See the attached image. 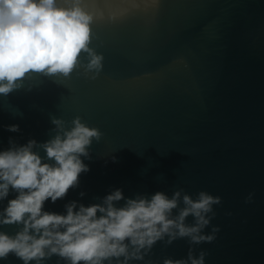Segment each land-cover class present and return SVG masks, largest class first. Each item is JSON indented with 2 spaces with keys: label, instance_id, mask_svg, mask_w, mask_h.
<instances>
[{
  "label": "water",
  "instance_id": "95a60500",
  "mask_svg": "<svg viewBox=\"0 0 264 264\" xmlns=\"http://www.w3.org/2000/svg\"><path fill=\"white\" fill-rule=\"evenodd\" d=\"M134 2L151 7L150 0ZM130 7L131 0L107 3L116 12ZM92 32L90 47L104 56L96 80L82 68L69 78L30 73L0 95V152L52 139L53 118L71 127L79 116L103 133L90 158L81 157L90 170L78 186L55 203L46 200L42 211L66 215L67 204H102L117 189L125 198L117 207L158 191L171 197L183 189L194 199L207 191L222 198L211 221L220 228L214 242H157L129 264L186 259L190 247L194 255L207 251L205 264H264V0H161L155 14L97 22ZM34 151L54 163L42 148ZM249 193L253 201L245 203ZM17 196L10 187L0 212ZM22 227L0 225V232L14 236ZM0 264L23 261L9 254ZM44 264L66 262L53 255Z\"/></svg>",
  "mask_w": 264,
  "mask_h": 264
},
{
  "label": "clouds",
  "instance_id": "9594fccd",
  "mask_svg": "<svg viewBox=\"0 0 264 264\" xmlns=\"http://www.w3.org/2000/svg\"><path fill=\"white\" fill-rule=\"evenodd\" d=\"M131 2L132 7L116 12L107 8L108 0H94L92 7L87 0H0V95L20 88L30 73L69 78L82 68L84 76L96 80L103 71L104 56L90 47L92 25L116 22L137 11L151 9L155 14L161 0H150V9ZM52 123L56 134L47 142L37 145L30 140L0 152V200L8 196L10 187L18 192L0 212V225L23 226L14 236L0 232V260L14 254L23 264H44L55 255L66 264H129L143 261L157 242L171 245L187 239L190 245H200L215 241L220 228L211 221L217 215L214 206L221 205L222 198L207 191L198 192L195 199L183 189L171 197L158 191L151 198L137 195L117 207L116 202L125 199L117 189L102 204H81L78 210L75 201L67 204L66 215L42 211L46 200L55 203L78 186L80 174L90 170L81 157L90 158L93 140L99 142L103 136L79 116L71 127L63 119L53 118ZM8 130L19 131V126H8ZM36 147L54 163H42ZM253 197L249 193L245 203ZM190 216L191 224L187 223ZM210 225L211 231L205 233ZM207 255L204 250L194 255L190 247L186 259L165 258L163 264H205Z\"/></svg>",
  "mask_w": 264,
  "mask_h": 264
}]
</instances>
